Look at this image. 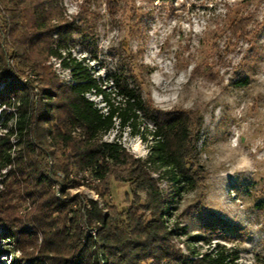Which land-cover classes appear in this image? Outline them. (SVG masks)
I'll use <instances>...</instances> for the list:
<instances>
[{"label": "rangeland", "instance_id": "1", "mask_svg": "<svg viewBox=\"0 0 264 264\" xmlns=\"http://www.w3.org/2000/svg\"><path fill=\"white\" fill-rule=\"evenodd\" d=\"M60 3L68 20L87 23L90 36L85 42L74 37L70 53L85 59L92 77L107 93L113 86V76L127 77L151 109L189 113L196 126L195 149L188 162L198 183L193 191L174 196L165 218L174 229L169 244L188 257V243L204 253L219 242L238 255L239 264H264V0ZM7 21L0 2V57L2 49L8 55L1 70L0 91L17 82L30 91L35 102L40 99L41 89L48 88L50 78L55 77L60 85L71 82L69 70L56 59L44 63L45 72L38 76L18 69ZM85 97L105 112L99 95L90 92ZM111 99L119 101L115 94ZM0 115L1 123L4 114ZM137 128V134L129 128H115L102 137V142L117 141L132 158L145 159L154 126L142 119ZM10 142L15 143L16 138ZM48 166H52L51 161ZM158 174L153 177L158 178ZM74 176L75 169L70 167V179L84 186L71 189L58 174V182L52 187L61 201L75 200L70 204L73 209H90L92 201L103 217L130 212L134 217L148 218L143 210L145 194L133 191L135 186L128 181L124 168H116L107 177L104 197L98 194L103 187L92 178ZM15 177L17 181L9 178L6 182L14 183L10 190L14 193L11 205L16 221L11 229L0 226V234L11 233L15 226L24 229L31 240L20 239L21 249L14 254L18 264H50L41 257L43 235L31 216L37 201L32 202L23 190L26 177L18 173ZM158 185L164 195L171 191L167 178L159 180ZM220 221L227 228L217 236L209 238L201 229L205 222ZM87 222L80 224L83 243L95 238L97 232L95 224ZM7 245L8 240H0V264H11V249L3 252ZM13 245L12 242L10 246Z\"/></svg>", "mask_w": 264, "mask_h": 264}, {"label": "trees", "instance_id": "2", "mask_svg": "<svg viewBox=\"0 0 264 264\" xmlns=\"http://www.w3.org/2000/svg\"><path fill=\"white\" fill-rule=\"evenodd\" d=\"M0 2L7 15L17 68L38 76L45 72L44 63L56 59L63 69L69 70L71 81L60 85L55 77L50 78L48 88L40 91L41 100L35 102L30 91L17 82L5 85L0 91V113L4 114L0 123L3 133L0 136V186L3 187L0 226L11 229L10 225L16 221L11 205L14 193L10 190L14 183L6 181L16 180L18 173L26 177L22 184L27 196L32 202L37 201L31 216L43 235L41 257L50 264H144L146 261L147 264H239L238 255L231 254L219 242L204 253L188 243V257L169 244L174 229L165 218L174 196L181 191H193L198 183L188 162L195 149L196 128L190 114L151 109L127 77L113 76V86L107 93L92 77L85 59H77L70 53L73 38L85 42L90 33L86 22L68 20L61 0ZM6 58L8 55L2 49L0 80ZM90 92L101 97L105 112L85 97ZM112 94L119 101H113ZM142 119L154 126L145 159L132 158L117 141L102 142V137L115 128L119 131L129 128L137 134ZM11 138H16V142L11 143ZM49 161L52 166H48ZM70 167H74L75 173L87 171L99 179L97 186L103 187L98 191L100 197L107 194V177L116 168H124L128 181L135 186L133 191L145 194L143 210L149 214L148 218L134 217L130 212L103 217L92 201L90 209H73L70 204L74 199L69 203L61 201L52 191L58 174L71 189L84 186L70 179ZM156 173L158 178L153 177ZM164 178L171 183L167 195L158 185ZM84 220L90 226L95 224L97 232L95 238L83 243L85 236L80 224ZM13 228L11 233L0 234V240H8L3 252L11 249L10 263L18 264L14 254L16 249H21L19 241L31 240V235L20 227ZM226 228L227 224L220 221L205 222L201 229L212 238ZM12 242L14 245L10 246Z\"/></svg>", "mask_w": 264, "mask_h": 264}, {"label": "built area", "instance_id": "3", "mask_svg": "<svg viewBox=\"0 0 264 264\" xmlns=\"http://www.w3.org/2000/svg\"><path fill=\"white\" fill-rule=\"evenodd\" d=\"M78 177L92 178L94 180V182L97 183V184H99V182H100L99 179H95L87 171L82 172V173H75L74 178L77 179Z\"/></svg>", "mask_w": 264, "mask_h": 264}]
</instances>
